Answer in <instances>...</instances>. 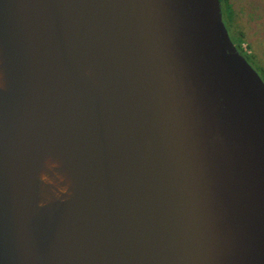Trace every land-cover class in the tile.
<instances>
[{"label": "water", "instance_id": "obj_1", "mask_svg": "<svg viewBox=\"0 0 264 264\" xmlns=\"http://www.w3.org/2000/svg\"><path fill=\"white\" fill-rule=\"evenodd\" d=\"M0 68V264H264V81L219 0H0ZM45 155L72 192L37 208Z\"/></svg>", "mask_w": 264, "mask_h": 264}, {"label": "rangeland", "instance_id": "obj_2", "mask_svg": "<svg viewBox=\"0 0 264 264\" xmlns=\"http://www.w3.org/2000/svg\"><path fill=\"white\" fill-rule=\"evenodd\" d=\"M234 19L231 34L241 37L239 48L253 58L249 62L261 76L264 70V0H231Z\"/></svg>", "mask_w": 264, "mask_h": 264}, {"label": "clouds", "instance_id": "obj_3", "mask_svg": "<svg viewBox=\"0 0 264 264\" xmlns=\"http://www.w3.org/2000/svg\"><path fill=\"white\" fill-rule=\"evenodd\" d=\"M45 164L47 169L49 171H52L53 175L50 176L47 171L41 172L38 177V181L40 184L53 185V188L50 190V195L48 192L41 193L43 199H40L36 202L37 208L43 207L47 203V201L53 197L56 199H62L66 198L65 194L70 195L69 185L64 182V176L61 175L59 172L54 171L58 167L57 161L54 159L46 160Z\"/></svg>", "mask_w": 264, "mask_h": 264}, {"label": "bare ground", "instance_id": "obj_4", "mask_svg": "<svg viewBox=\"0 0 264 264\" xmlns=\"http://www.w3.org/2000/svg\"><path fill=\"white\" fill-rule=\"evenodd\" d=\"M92 68L90 67V66H86V71L89 73V74H91V73H93L92 72ZM5 80H4V73H3V70L0 68V87H2V88H5ZM46 157L44 158V160H43V162H42V166H41V169H40V171H39V173H38V177H39V175H40V173L41 172H45V171H47L48 172V174L50 175V176H52L53 175V173H52V171H49L48 169H47V167H46V164H45V161L46 160H51V159H53L52 157H50L49 155H45ZM54 160H56V159H54ZM57 161V160H56ZM57 163H58V161H57ZM58 166H59V163H58ZM55 172H59L61 175H63L64 176V178H66L67 179V181H66V179L64 180V182H66L68 185H69V192H70V195H71V185H70V181H69V175H68V173H67V176H66V174L65 173H62L59 169H58V167L54 170ZM53 178H55V177H53ZM53 188V185H44V184H38V190H37V201L38 200H40V199H43V196L41 195V193H43V192H48L49 193V195H50V190ZM66 195V198L67 197H69L70 195L69 194H65ZM54 200V199H56V198H51V199H49V200ZM62 199H64V198H62Z\"/></svg>", "mask_w": 264, "mask_h": 264}, {"label": "trees", "instance_id": "obj_5", "mask_svg": "<svg viewBox=\"0 0 264 264\" xmlns=\"http://www.w3.org/2000/svg\"><path fill=\"white\" fill-rule=\"evenodd\" d=\"M219 1H220V5H221L222 14H223V17H224V20H225V24H226V27H227L228 32L230 34V38L236 44V46L238 47V49L240 51H242L239 48V44H240L242 38L241 37H238V36L235 37L234 35L231 34V30H230V27H231V24H232L231 22L234 19V12H235L234 11V7L232 5V2H231V0H219ZM242 53L247 58L248 62H251L253 56L252 55H247L244 52H242ZM261 72H262L261 78L264 81V70L261 69Z\"/></svg>", "mask_w": 264, "mask_h": 264}]
</instances>
